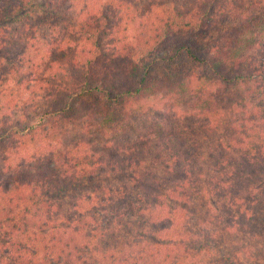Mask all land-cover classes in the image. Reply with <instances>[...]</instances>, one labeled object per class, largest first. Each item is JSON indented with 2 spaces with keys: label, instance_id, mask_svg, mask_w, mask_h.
<instances>
[{
  "label": "trees",
  "instance_id": "16d2710c",
  "mask_svg": "<svg viewBox=\"0 0 264 264\" xmlns=\"http://www.w3.org/2000/svg\"><path fill=\"white\" fill-rule=\"evenodd\" d=\"M0 264H264V0H0Z\"/></svg>",
  "mask_w": 264,
  "mask_h": 264
}]
</instances>
